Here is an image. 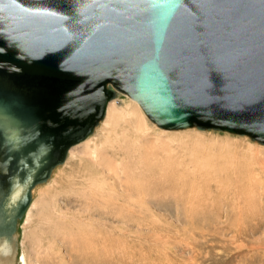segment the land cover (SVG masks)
Segmentation results:
<instances>
[{"label":"water","instance_id":"95a60500","mask_svg":"<svg viewBox=\"0 0 264 264\" xmlns=\"http://www.w3.org/2000/svg\"><path fill=\"white\" fill-rule=\"evenodd\" d=\"M111 88L164 130L264 144V0H0V147L35 164L5 206L10 231L104 120Z\"/></svg>","mask_w":264,"mask_h":264},{"label":"rangeland","instance_id":"374dc122","mask_svg":"<svg viewBox=\"0 0 264 264\" xmlns=\"http://www.w3.org/2000/svg\"><path fill=\"white\" fill-rule=\"evenodd\" d=\"M114 92L93 135L71 147L65 163L33 189L31 204L17 222L0 264H97L84 260L90 254L87 246L77 251L71 247L86 231L119 237V264H140L141 259L127 263L123 257L136 246H152L148 238L155 232L198 242L200 253L213 246L218 254L242 250L234 264L247 258L249 264H264V144L211 129L164 130L128 95ZM131 102L141 112L136 113L141 131L129 126L122 114ZM140 177L151 187L146 197L131 191L141 186ZM133 202H142L151 217L128 212ZM238 224L247 228L241 236L234 233ZM2 241L0 247H6ZM100 256L103 264L112 261ZM178 256L191 255L178 250Z\"/></svg>","mask_w":264,"mask_h":264},{"label":"bare ground","instance_id":"6f19581e","mask_svg":"<svg viewBox=\"0 0 264 264\" xmlns=\"http://www.w3.org/2000/svg\"><path fill=\"white\" fill-rule=\"evenodd\" d=\"M132 101H134V100L132 99ZM135 102L129 103L128 106H127V108L125 110H122V114L124 115L125 120H127V124L129 126H132L133 128H135V130H140L141 131V126H140L141 124H139L140 122L136 120V118H137L136 113L137 112L138 113H141L139 111V109H138V106H139L140 110L142 111V113L145 115V117L147 119H148V117L145 114V112L142 110V108L140 107V105L136 102L137 105H138L137 106ZM109 109H108V111H109ZM143 114H142V116H143L142 119H143V121L146 122V125H147L148 122L146 121V119H145V117H144ZM154 125H155V123H154ZM131 130H133V129L131 128ZM162 133H169V131H162ZM170 133H173V132H170ZM173 137H175V136H173ZM97 176H99V178H101V181L104 182V180L102 179V177L100 176L99 173H97ZM142 179L143 178L140 179V184L138 183L141 186H138L137 185V186H135V188L132 187L131 191H134L133 194H138L141 197L142 196L143 197H146L145 195H147V191L148 190L149 191L151 190V187L150 186L143 185L142 184V182H143ZM144 179L146 180V178H144ZM99 185H101V184H98V186ZM162 189H163V187H162ZM144 200H146V198ZM117 203H118V200H117ZM140 203H142V202H140ZM140 203L139 202L136 203L137 206L135 205V203L134 204H131V205L129 204L128 212H131V211L132 212L135 211L136 213L137 212H141V213L146 214L148 217H151L149 211L148 210H145L144 207ZM113 213H115V212H113ZM121 213H123V211H121ZM109 214H111V213H109ZM121 215L125 216V213L120 214V216ZM120 216H117V218L120 217ZM241 223H244L245 224V221H241ZM244 224L243 225L238 224L236 226V228L234 227L235 228L234 233L237 236H239L242 233V231H244V230L247 229V228H245V225ZM231 230H232V228H231ZM148 239L152 241V243H153L152 246L143 247L142 249H139V247L136 246L138 248H136V247H135V249L132 248L133 249V253L130 250L129 252L131 253V255H128V256L124 255L126 257H123V260L125 262L130 261V262H127V263H131L133 261L136 263V261H139L141 259L140 264H209V262H210V264H234L235 263V258H237L239 260L241 258H239L238 256L243 254V252H241L242 250L239 253H235V254L234 253H231V252L230 253H225V254H222V253L221 254H218V253L215 252V249H213L214 246H213L212 250H208V251H205V252L203 251V253H200L199 250H198V248L201 245H199L198 242H195L194 241V243H191L190 242V239L183 241L181 238H178L177 239V237H172V236H169V235H165V234H162L160 232L159 233L158 232H155ZM208 243H209V241H208ZM4 244L7 245L6 247H8L9 244H10V241H6V243H4ZM82 245L87 246L88 249H89V251H90V254L85 257L86 259L84 258V260H86L87 263H90L91 261L89 259H92V261H95L97 264H103L104 260L100 256V254L102 253V255L106 256L105 258H110L112 260V261H110L109 264H119V261H120L119 259L122 258V255H123V254L120 255V249H123V247L121 245L120 238L117 237L115 234L108 233V232H106V234L104 232L95 233V231L94 232L86 231L84 234L83 233H79V236L77 238H74L73 239V241L71 243V247H72L73 251H75L77 248H79ZM97 245H100V247L97 246ZM170 245L172 247H169ZM153 247H157V248H153ZM177 248H178L179 251H182V252L183 251H187L188 253H190L191 256H189L188 258H184L182 256H178V250H176ZM203 248H205V247H203ZM9 249L7 250V253L6 254H8ZM146 249H148V250H146ZM257 249H256V251H257ZM0 250H2V248H0ZM237 250H239V248H237ZM257 255H259V254H257ZM257 255H255V257ZM255 257H251L250 258V261L253 260V259H255ZM262 258L264 259V255L261 257V259ZM137 259H139V260H137ZM248 259L249 258H247L245 260V263L243 262V264H249ZM243 260H241V261H243ZM246 261H248V262H246ZM257 261H258V259H257ZM136 264H138V263H136Z\"/></svg>","mask_w":264,"mask_h":264},{"label":"flooded vegetation","instance_id":"af4514ba","mask_svg":"<svg viewBox=\"0 0 264 264\" xmlns=\"http://www.w3.org/2000/svg\"><path fill=\"white\" fill-rule=\"evenodd\" d=\"M48 111L50 112V110ZM54 111L58 112L59 109ZM40 137L41 139H44L42 134ZM71 140L72 138L71 136H69L66 140L63 141V145L70 143ZM55 148H57L55 153H51L50 157H44L45 161L44 159L42 160L44 164L41 167V171L47 170L48 168H50V166L57 163V161L59 160L60 151L58 148V142H55ZM35 152H38V150H35ZM59 166L60 165H56L54 168H52L51 173ZM34 167L35 164L33 163L32 150L21 151L20 149H2L0 147V240H3L2 242L10 241V239H12L11 236L14 232V230L10 231L7 226L8 213L5 210V206H7V204L10 202L21 199L22 195L20 194L25 191L24 183L28 176L31 175V171L34 170ZM18 180H20V182ZM43 183L45 182L36 184L33 189L38 187L39 185H42ZM21 217L22 216L16 217V223L21 219ZM7 248L8 247H2V250H0V256H4L7 253Z\"/></svg>","mask_w":264,"mask_h":264}]
</instances>
